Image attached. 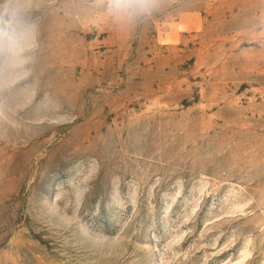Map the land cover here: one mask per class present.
<instances>
[{"label":"rangeland","instance_id":"obj_1","mask_svg":"<svg viewBox=\"0 0 264 264\" xmlns=\"http://www.w3.org/2000/svg\"><path fill=\"white\" fill-rule=\"evenodd\" d=\"M0 264H264V0H0Z\"/></svg>","mask_w":264,"mask_h":264},{"label":"clouds","instance_id":"obj_2","mask_svg":"<svg viewBox=\"0 0 264 264\" xmlns=\"http://www.w3.org/2000/svg\"><path fill=\"white\" fill-rule=\"evenodd\" d=\"M30 39L29 21L20 11L10 7L0 11V56L24 62Z\"/></svg>","mask_w":264,"mask_h":264}]
</instances>
